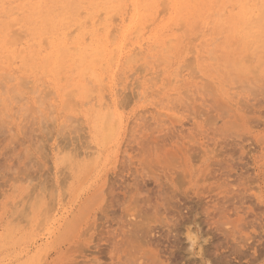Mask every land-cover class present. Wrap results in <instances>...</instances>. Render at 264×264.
<instances>
[{"label": "rangeland", "instance_id": "rangeland-1", "mask_svg": "<svg viewBox=\"0 0 264 264\" xmlns=\"http://www.w3.org/2000/svg\"><path fill=\"white\" fill-rule=\"evenodd\" d=\"M0 264H264V0H0Z\"/></svg>", "mask_w": 264, "mask_h": 264}, {"label": "bare ground", "instance_id": "bare-ground-1", "mask_svg": "<svg viewBox=\"0 0 264 264\" xmlns=\"http://www.w3.org/2000/svg\"><path fill=\"white\" fill-rule=\"evenodd\" d=\"M163 2H164V1H163ZM164 3H165V2H164ZM162 4H163V3H162ZM165 4H167V3H165ZM245 4H246V3H245ZM204 5H205V4H204ZM218 5H219V4H218ZM166 6H167V5H166ZM128 8H129V7H128ZM247 9H248V7H247ZM127 10H128V9H127ZM136 11H137V10H136ZM81 12H82V11H81ZM209 12H210V11H209ZM101 13H102V12H101ZM101 13H100V14H101ZM221 14H222V13H221ZM115 15H116V14H115ZM101 16H102V14H101ZM116 16H117V15H116ZM116 16L114 17V16L112 15L113 19H116ZM100 18H101V17H100ZM126 18H127V17H126ZM156 18H157V17H156ZM117 19H118V18H117ZM135 19H136V18H135ZM181 19H182V18H181ZM182 20H183V19H182ZM182 20H181V21H182ZM97 21H98V20H97ZM87 22H89V20H88ZM114 22H115V21H114ZM10 24H11V23H10ZM148 24H149V23H148ZM148 24H147V25H148ZM87 25H88V23H87ZM148 26H149V25H148ZM76 27H77V26H76ZM85 27H86V26H85ZM102 27H103V26H102ZM99 28H100V27H99ZM179 28H180V27H179ZM112 29H113V30H112ZM112 29H111V30H112V32H113V31H114V27H113ZM182 29H183V28H182ZM196 29H197V28H196ZM235 29H236V28H235ZM12 31H16V30L12 29ZM73 31H74V30H73ZM73 31H72V32H73ZM115 31H116V30H115ZM117 31H118V28H117ZM135 31H136V30H135ZM16 32H17V31H16ZM16 32H14V33H16ZM19 32H20V31H19ZM112 32H111V34H112ZM136 32H137V31H136ZM236 32H238V31L236 30ZM68 33H69V35H70V32H68ZM73 33H74V32H73ZM113 33H114V32H113ZM16 34H19V39H20V38L22 39V34L20 35V33H18V32H17ZM109 34H110V33H109ZM114 34H115V33H114ZM114 34H113V36L110 35V40L112 39V40H111L112 42H114L113 39H115V37H116V35H114ZM138 34H139V33H138ZM71 35H72V34H71ZM71 35H70V36H71ZM13 36H14V35H13ZM72 36H73V35H72ZM114 36H115V37H114ZM133 36H134V35H133ZM15 37H17V36H15ZM15 37H14V38L12 37L13 40L15 39ZM112 37H113V38H112ZM87 38H88V37H87ZM44 39H45V38H44ZM6 40H7V39H6ZM8 40H11V39L8 38ZM8 40H7V41H8ZM17 40H18V37H17ZM45 40H46V39H45ZM45 40H44V41H45ZM46 41H47V40H46ZM12 43H14V41H13ZM45 43L47 44V42H45ZM122 43H123V42H122ZM167 44H168V43H167ZM121 45H122V44H121ZM71 47H72V46H71ZM96 47H97V46H96ZM227 47H228V46H227ZM73 48H74V46H73ZM106 48H107V47H106ZM77 49H78V48H77ZM114 49H115V48H114ZM21 50H22V49H21ZM78 50H79V49H78ZM96 50H98V49L96 48ZM212 50H213V49H212ZM76 51H77V50H76ZM120 51H121V50H120ZM104 53H105V52H104ZM95 54H96V53H95ZM99 54H101V52H99ZM102 55H103V54H102ZM16 56H17V55H16ZM16 56H15V57H16ZM100 56H101V55H100ZM101 59H102V58H101ZM112 59H113V58L111 57V60H112ZM130 59H131V58H130ZM165 60H166V59H165ZM10 61H11V60H10ZM94 61H99V60H98V59L96 60V58H94ZM250 62H251V61H250ZM95 63H97V62H95ZM124 63H125V62H124ZM188 63H189V62H188ZM191 63L193 64V62H191ZM9 64H11V63H9ZM101 67H102V66H101ZM191 67H192V66H191ZM102 68H103V67H102ZM87 69H88V68H87ZM103 69H104V68H103ZM103 69H102V70H103ZM83 70H84V69H83ZM81 71H82V70H81ZM82 72H83V71H82ZM92 72L94 73L93 70H92ZM85 73L87 74V72H85ZM81 74H82V73H81ZM90 74H92V73L90 72ZM94 74H95V73H94ZM94 74H93V75H94ZM87 75H89V74H87ZM98 82H99V81H98ZM95 87H96V86H95ZM93 88H94V87H93ZM92 90H93V89H92ZM107 117H108V116H107Z\"/></svg>", "mask_w": 264, "mask_h": 264}]
</instances>
